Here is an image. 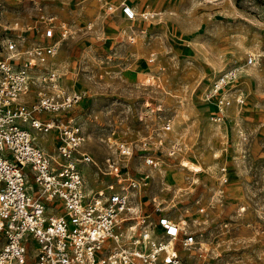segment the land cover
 I'll use <instances>...</instances> for the list:
<instances>
[{
    "label": "rangeland",
    "instance_id": "374dc122",
    "mask_svg": "<svg viewBox=\"0 0 264 264\" xmlns=\"http://www.w3.org/2000/svg\"><path fill=\"white\" fill-rule=\"evenodd\" d=\"M122 1L42 0L70 27L55 60L84 95L74 111L86 138L81 151L103 170L112 157L135 180L149 173L143 212L152 211L154 196L176 217L189 209L182 219L197 243L179 247L181 264H264V0H127L136 8L132 20ZM21 3L8 19H32ZM233 68H239L233 90L244 102L225 108L216 123L217 105L206 94ZM34 133L54 153L55 133ZM120 141L133 145L131 157L119 156ZM144 153L158 166L147 165ZM185 160L202 169L196 173ZM81 168L91 191L114 179L92 162ZM130 190L137 201V188Z\"/></svg>",
    "mask_w": 264,
    "mask_h": 264
},
{
    "label": "built area",
    "instance_id": "2783aa9c",
    "mask_svg": "<svg viewBox=\"0 0 264 264\" xmlns=\"http://www.w3.org/2000/svg\"><path fill=\"white\" fill-rule=\"evenodd\" d=\"M14 2H25L32 19H8ZM121 6L128 19L136 18L127 0ZM69 32L68 22L46 11L42 0H0V264H181L179 247L197 243L182 219L189 209L176 217L154 196L152 211L143 212L141 192L134 201L130 187H143L149 173L135 180L112 157L103 170L81 151L86 138L74 111L84 95L64 80L55 60ZM238 70L221 73L206 94L217 105L216 123L224 121L225 108L244 102L233 90ZM170 128L168 121L163 129ZM34 131L55 133L54 153L38 144ZM115 144L120 157L133 155L131 143ZM143 157L158 166L155 156ZM90 162L114 176L105 188L87 190L81 164ZM221 170L226 183V165Z\"/></svg>",
    "mask_w": 264,
    "mask_h": 264
},
{
    "label": "bare ground",
    "instance_id": "6f19581e",
    "mask_svg": "<svg viewBox=\"0 0 264 264\" xmlns=\"http://www.w3.org/2000/svg\"><path fill=\"white\" fill-rule=\"evenodd\" d=\"M135 10H136V8H135ZM52 132V131H51ZM50 131H48L47 133L49 134V133H51ZM56 145V144H55ZM43 147V146H42ZM45 148V147H44ZM46 149V148H45ZM184 164H186L185 166H190V168L192 169V170H200V169H202V166L200 165V164H197V163H191V162H189V161H187V160H185L184 161ZM175 176H181L182 174L181 173H177V174H174ZM173 175V176H174ZM140 179V178H139ZM87 190L88 191H91L92 189H90V188H87ZM139 192H141V196H142V192H143V187L141 186V187H138V189H137Z\"/></svg>",
    "mask_w": 264,
    "mask_h": 264
},
{
    "label": "crops",
    "instance_id": "0c3cea01",
    "mask_svg": "<svg viewBox=\"0 0 264 264\" xmlns=\"http://www.w3.org/2000/svg\"><path fill=\"white\" fill-rule=\"evenodd\" d=\"M50 134V133H49ZM54 137H52V141H53Z\"/></svg>",
    "mask_w": 264,
    "mask_h": 264
}]
</instances>
